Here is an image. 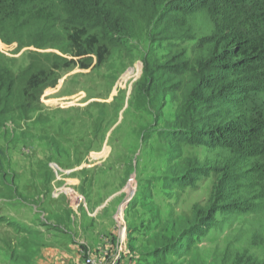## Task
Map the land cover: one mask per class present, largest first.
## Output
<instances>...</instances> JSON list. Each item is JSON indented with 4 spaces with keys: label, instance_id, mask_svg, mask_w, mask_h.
Returning <instances> with one entry per match:
<instances>
[{
    "label": "rangeland",
    "instance_id": "obj_1",
    "mask_svg": "<svg viewBox=\"0 0 264 264\" xmlns=\"http://www.w3.org/2000/svg\"><path fill=\"white\" fill-rule=\"evenodd\" d=\"M137 40L103 68L63 72L31 120L15 119L17 125L0 131V264H32L21 261L25 252L41 240L64 239L63 230L75 231V218L89 248L102 234L104 250L120 259L102 264H218L231 244L264 260V236L237 232L252 227L243 217L229 222L217 214L206 232L203 223L181 237L195 208L214 203L213 188L200 180L167 181L201 147L171 141L180 103L168 89L140 93L144 64L137 49L146 45ZM0 50L15 73L28 66V49Z\"/></svg>",
    "mask_w": 264,
    "mask_h": 264
},
{
    "label": "trees",
    "instance_id": "obj_2",
    "mask_svg": "<svg viewBox=\"0 0 264 264\" xmlns=\"http://www.w3.org/2000/svg\"><path fill=\"white\" fill-rule=\"evenodd\" d=\"M137 39L140 93L168 89L180 103L171 141L201 147L167 181L213 188L214 203L195 208L181 237L203 223L206 232L217 214L253 221L237 231L249 239L264 236V0H0V46L30 51L15 73L0 50V131L31 120L63 72L103 68ZM248 253L231 244L218 264H264Z\"/></svg>",
    "mask_w": 264,
    "mask_h": 264
},
{
    "label": "crops",
    "instance_id": "obj_3",
    "mask_svg": "<svg viewBox=\"0 0 264 264\" xmlns=\"http://www.w3.org/2000/svg\"><path fill=\"white\" fill-rule=\"evenodd\" d=\"M88 156H86L87 158ZM77 169L76 165L74 166ZM32 223V221L30 222ZM66 224V223H62ZM81 227H89V222H82ZM97 228V227H96ZM54 231V230H51ZM44 232L38 231L37 236H44ZM64 239L57 240L52 245H48L46 242L43 243L41 240L40 243L34 244L32 246V250H27L25 255L30 258L34 259L32 264L35 262L36 264H82L86 258H90L94 261V264L98 261V264H102L103 262L106 263L109 261L110 258L115 259V255L113 254L110 256V253H113L110 248L108 250H104L101 238H103L102 234H100L101 238L98 241H95L94 249L89 248L88 242L84 240L82 235H78L76 230V218H75V231L68 232L67 229L63 230ZM85 234L88 235V231L85 230ZM123 234V232H122ZM28 235V234H27ZM34 236V234H31ZM31 235H28L31 237ZM75 240L70 239L71 237ZM27 248V247H26ZM99 253L101 255L100 259L99 256H96L95 253ZM104 256V257H103ZM27 258V259H28ZM28 261V260H27ZM25 261V262H27ZM115 262H120V259L117 258L113 260Z\"/></svg>",
    "mask_w": 264,
    "mask_h": 264
},
{
    "label": "built area",
    "instance_id": "obj_4",
    "mask_svg": "<svg viewBox=\"0 0 264 264\" xmlns=\"http://www.w3.org/2000/svg\"><path fill=\"white\" fill-rule=\"evenodd\" d=\"M82 264H94V261L90 258H86Z\"/></svg>",
    "mask_w": 264,
    "mask_h": 264
}]
</instances>
